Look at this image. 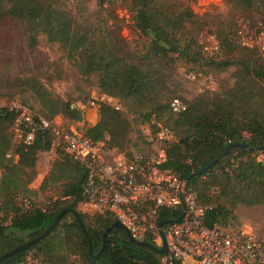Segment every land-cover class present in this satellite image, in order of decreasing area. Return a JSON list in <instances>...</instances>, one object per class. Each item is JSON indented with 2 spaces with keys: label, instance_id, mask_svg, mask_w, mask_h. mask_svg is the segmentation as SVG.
Masks as SVG:
<instances>
[{
  "label": "trees",
  "instance_id": "trees-1",
  "mask_svg": "<svg viewBox=\"0 0 264 264\" xmlns=\"http://www.w3.org/2000/svg\"><path fill=\"white\" fill-rule=\"evenodd\" d=\"M124 1L132 16L130 30L137 35L131 41L121 35L123 21L115 13L117 0H96L92 10L87 0H0V35L9 37L10 20L23 25L30 49L43 34L49 43L60 47L81 77L94 78L98 96L116 99L120 109L98 101L91 107L97 119L86 129L89 137L124 150L134 124L155 118L172 129L176 139L162 145V167L171 168L179 180L213 160L228 143L248 144L229 146L223 157L191 176L185 186L205 207L206 226L227 227L235 219L238 205L264 204V158H259L264 148L256 149L264 145V55L241 44L239 27L229 14L200 15L192 10V0ZM225 1L232 9L243 10L261 2L260 27L264 29V0ZM211 26L218 43V55L213 59L203 55L199 38V33ZM178 64L196 73L202 66H232L233 80L209 96L203 92L182 99L176 95L181 89L175 78ZM16 93H29L37 109L20 103L47 120L56 116L71 120L80 115L69 107L70 101L54 95L37 76L0 79V95L12 97ZM174 97L185 103L180 112L170 109ZM13 116V111L0 107V255L39 235L57 213L66 212L48 235L1 259L0 264H26L24 256L30 251L38 259L36 264H161V254L131 240L121 227H112L103 249L94 256L104 230L115 218L107 212L88 215L77 210L83 168L59 148L50 173L59 187L57 198L42 204L32 202L30 210L22 211L15 196L33 193L31 183L38 173L39 152L50 149L52 137L49 129H40L30 145L14 144L10 132ZM10 151L17 154L15 161L6 157ZM47 181L44 178L40 187ZM71 209L80 214L91 241V254ZM170 218L165 213L160 217ZM70 255H77L76 259Z\"/></svg>",
  "mask_w": 264,
  "mask_h": 264
},
{
  "label": "built area",
  "instance_id": "built-area-1",
  "mask_svg": "<svg viewBox=\"0 0 264 264\" xmlns=\"http://www.w3.org/2000/svg\"><path fill=\"white\" fill-rule=\"evenodd\" d=\"M260 25L251 36L247 30H239V35L244 47L257 49L264 55V29ZM201 44L206 58L213 59L218 55V43L213 34L205 35ZM184 76L213 90L210 75L189 70ZM96 101L105 102L114 109L121 108L116 99L106 94L87 101H70L69 107L77 109L79 117L64 122L60 118L59 122L58 116L47 120L17 101L0 104V107L14 112L10 127L14 144L30 145L37 130L49 129L52 137L49 150L59 148L82 166L79 204L83 213L107 212L121 224L131 240L136 243L148 241L156 248L162 244L161 231L166 245L161 264H264V237L243 227L225 229L218 224L208 227L204 224L205 207L197 202L196 194L184 189L181 199L180 180L171 168L162 167L165 161L162 145L176 139L172 129L151 118L139 125L144 149L119 150L104 139H93L86 134L87 112L96 106ZM169 106L172 112H180L185 103L174 97ZM45 155L47 152L43 151L41 156L46 165ZM260 155V159L264 158ZM6 157L15 161L17 154L10 151ZM15 199L22 211L33 207L32 200L26 195L18 193ZM182 204L185 206L182 216L173 221L182 210ZM176 212L178 214L173 216ZM163 213L171 218L159 225ZM24 261L26 264L38 263L32 251L24 256Z\"/></svg>",
  "mask_w": 264,
  "mask_h": 264
},
{
  "label": "rangeland",
  "instance_id": "rangeland-1",
  "mask_svg": "<svg viewBox=\"0 0 264 264\" xmlns=\"http://www.w3.org/2000/svg\"><path fill=\"white\" fill-rule=\"evenodd\" d=\"M124 0H117L115 3V13L118 18L123 21L121 35L128 41L136 38L131 30L132 16L130 10L124 3ZM96 0H87L89 9L95 8ZM192 10L200 15L204 13H220L232 16L239 30H247V34L251 36L261 22L262 4L254 2L251 7L246 10L232 9L225 0H192L190 1ZM7 28L9 37L0 35V79L11 78L21 75H34L40 78L48 89L56 96L66 101H75L80 98L90 100L98 96V90L92 76L81 77L71 63L66 59L65 54L57 44L49 43L43 34L38 36V43L30 49L27 46V32L23 25L17 20H10ZM214 27H205L199 33V38L205 40V35L213 34L210 30ZM242 31V32H243ZM214 35V34H213ZM194 68H199L197 65ZM202 75H210L213 80V90H208L200 82L190 81L185 78L184 74L188 70L187 66L178 64L175 70V78L180 83L181 89L176 95L182 99H191L197 94L206 93L211 95L219 92L232 82L231 73L232 66L220 69L216 66L200 67ZM13 101L22 102L32 108L37 109V105L33 102L29 93H16L12 97L0 95V104L7 105ZM131 118V114L128 115ZM64 122L65 119L58 116L57 121ZM126 150L137 151L144 149L143 140L139 137V125L134 124L130 133V142ZM124 149V150H125ZM55 151V149H54ZM261 155H264L262 153ZM260 155V156H261ZM46 156L47 168L43 164V156H39L37 164V172L39 175L44 174L39 185L35 188L33 185V193L27 196L35 204L57 198L59 187L56 182L51 180V165L58 155L50 152ZM46 172V173H45ZM54 173H56L54 171ZM44 178H48L46 186L41 188ZM79 210V207H77ZM96 214V213H95ZM235 219L229 222L225 229L246 228L253 234L264 237V204L246 207L238 205L234 210ZM94 215V214H93ZM76 259L77 255H70Z\"/></svg>",
  "mask_w": 264,
  "mask_h": 264
},
{
  "label": "water",
  "instance_id": "water-1",
  "mask_svg": "<svg viewBox=\"0 0 264 264\" xmlns=\"http://www.w3.org/2000/svg\"><path fill=\"white\" fill-rule=\"evenodd\" d=\"M231 145H234V146H245V147H248V144H243V143H228L224 150L222 152H220V154L218 156H216L213 160L209 161L205 166L197 169V170H193L191 171L186 177H184L183 179L180 180V184H179V193H180V197L181 199L183 200V192H184V189H185V186H186V183H187V180L195 175V174H200L202 173L203 171H205L210 165L214 164L216 161H218L221 157H223L225 155V153L227 152L228 150V147L231 146ZM264 148V145L263 146H260L256 149H263ZM184 204H182V210L180 211V213L178 214V216L176 218L173 219V221H178L180 219V217L182 216L183 214V209H184ZM66 210H62L60 211L59 213H57L54 218L52 219V221L50 222V224L37 236H35L34 238L30 239V240H27L25 241L24 243H21L19 244L18 246L6 251L5 253L1 254L0 255V260L9 256V255H12L16 252H19L27 247H29L31 244H33L34 242L40 240L41 238L45 237L46 235H48L51 230L53 229V227L58 223V221L61 219V217L65 214ZM69 212L71 213V215L73 216V218L75 219V221L77 222V224L79 225L80 229H81V232L82 234L86 237L87 239V242H88V248H89V253L91 254L92 253V245H91V241L90 239L88 238L87 236V232H86V229L84 227V224L82 222V219L80 217V214L77 210H74V209H71L69 210ZM163 223H166V220H160L159 221V225L163 224ZM112 227H121V224L115 220L110 226H108L103 234H102V244L100 246V249L98 250V252L94 255H98L100 253V251L103 249V246H104V243H105V240L107 238V234L108 232L112 229ZM160 236H161V239H162V244L160 246V248H156L146 242H138V244H147L148 247L152 248L154 251H156L157 253L159 254H162L165 252L166 250V245H165V240H164V236H163V233L160 231ZM119 244L121 245H127L125 243H122V242H118ZM128 247L132 248V249H135L134 246H131V245H127Z\"/></svg>",
  "mask_w": 264,
  "mask_h": 264
},
{
  "label": "crops",
  "instance_id": "crops-1",
  "mask_svg": "<svg viewBox=\"0 0 264 264\" xmlns=\"http://www.w3.org/2000/svg\"><path fill=\"white\" fill-rule=\"evenodd\" d=\"M87 118H88V126L93 125L97 119L96 111L92 108H89L88 112H87ZM46 152H48V154H49L51 152V150H48ZM52 152H55V151H52ZM42 153H43V151H40L38 156H41ZM43 164H44V162H43ZM44 166H46L45 168H47V162H46V165L44 164ZM43 176H44V174L39 175V173H37L34 181L31 183V186L33 187V185H34V187L36 188L39 185ZM78 207H79V210L82 212V210L80 208V204H78Z\"/></svg>",
  "mask_w": 264,
  "mask_h": 264
}]
</instances>
